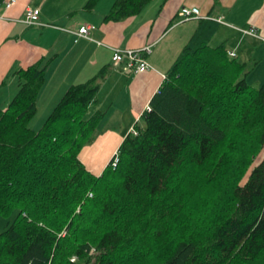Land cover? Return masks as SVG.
Returning <instances> with one entry per match:
<instances>
[{
    "label": "trees",
    "instance_id": "1",
    "mask_svg": "<svg viewBox=\"0 0 264 264\" xmlns=\"http://www.w3.org/2000/svg\"><path fill=\"white\" fill-rule=\"evenodd\" d=\"M101 0H88L92 11ZM152 0H115L104 16L140 14ZM168 0H162L166 3ZM197 30L167 71L112 162L93 173L80 158L106 111L109 66L71 83L43 126H30L54 57L17 68L0 105V264H264V82ZM5 81V80H4Z\"/></svg>",
    "mask_w": 264,
    "mask_h": 264
},
{
    "label": "crops",
    "instance_id": "2",
    "mask_svg": "<svg viewBox=\"0 0 264 264\" xmlns=\"http://www.w3.org/2000/svg\"><path fill=\"white\" fill-rule=\"evenodd\" d=\"M114 1L101 0L94 10L96 15L91 17L73 16L76 10L64 7L60 0H17L8 10L0 7L1 106L7 105L19 88L18 79L12 77L10 84L12 78L7 74L42 56L54 59L47 67L37 103L47 101L52 109L71 83L90 79L100 68L109 66L108 78L113 79L115 90L105 103L99 98L95 103L107 112V121L104 128L98 126L96 140L80 153L82 162L95 174L108 166L124 137L137 120L142 121L151 97L204 17L185 20L179 15L181 7L199 6L202 15L217 18L220 26L210 46L224 44L229 53L233 51L234 57L245 62L251 84L264 82V0H168L163 5L162 0H152L140 14L105 21ZM27 6L41 9L40 19L45 23L25 22ZM83 23L96 24L88 36L73 32ZM253 27L257 34L247 32ZM149 44L147 57L152 67L146 72L129 75L114 66L113 47L141 48ZM114 118L117 123L112 125L109 121Z\"/></svg>",
    "mask_w": 264,
    "mask_h": 264
},
{
    "label": "built area",
    "instance_id": "3",
    "mask_svg": "<svg viewBox=\"0 0 264 264\" xmlns=\"http://www.w3.org/2000/svg\"><path fill=\"white\" fill-rule=\"evenodd\" d=\"M17 0H0V7H4L7 10L12 8L13 5L16 3ZM40 13L41 9L37 7L27 6L24 14V21L34 24H40L45 23L40 19ZM179 15L182 16L183 19L188 18H199L200 16H204L201 14L199 6H191V5H185L181 7L179 11ZM207 18V17H206ZM96 27V24H86L83 23L80 25V27L76 30H73L74 33L77 35H84L88 36L90 34V30H93V28ZM250 34H257L256 29L253 27L249 31ZM264 38V37H263ZM151 51V45H147L144 47H134V48H127V47H113V54H112V62L115 67L119 68L120 70L128 73L129 75L135 74V73H143L146 72L149 68L152 67V64L148 60L147 54ZM233 56L236 54L232 51L230 52ZM150 105H148L144 112L149 110ZM133 133H137L136 128H132ZM113 165H118L120 162V155L119 151L116 150L112 156L111 161Z\"/></svg>",
    "mask_w": 264,
    "mask_h": 264
},
{
    "label": "rangeland",
    "instance_id": "4",
    "mask_svg": "<svg viewBox=\"0 0 264 264\" xmlns=\"http://www.w3.org/2000/svg\"><path fill=\"white\" fill-rule=\"evenodd\" d=\"M60 1H61L62 5L64 7L68 6V7H72L73 9L76 10V12H73V14H72L75 17L76 16L79 17V15L86 16V17H89V16L91 17V16H93V14L96 15V12L94 11L96 7L94 9H92V11L86 10V8H84V7L81 8L82 3L87 2L88 0L87 1L86 0H60ZM13 72H14V70L10 71L7 74L8 77L10 76L11 78L12 77H16L17 78V75L16 74L14 75ZM108 77H110V76L108 75ZM13 81H14V78L9 79L10 84H12ZM256 85H260V84H256ZM115 86L116 85L114 84L113 79L107 78L103 82V84L101 86L102 88H101V90H100V92L98 94V98L100 99V102L105 103L106 100H109V95H111L114 92ZM9 87H8V89H9ZM3 104H4V102H3ZM99 106H100V104H96V105L95 104H92V106H90V108L86 112V115L87 116L88 115H91L96 110V108L99 107ZM52 110H53L52 107H49L47 105V101H43L42 103H39V105H38V112L32 118L31 123H30V126L36 128L37 130L40 129L43 126V124H44L45 120L47 119L48 115H51L50 113L52 112ZM104 117L101 119V121L99 123V127L100 128H102V127L104 128L105 123L107 121V118L104 119ZM109 123L112 124V125H115V123H117L116 122V118H114L113 120H110ZM136 124L137 125H135V126L137 127V126H139V125L142 124V121L141 120L140 121L137 120ZM98 132H97V136H98ZM97 136H96V138H97ZM262 157H264V151H262L260 154H258V157L256 158L257 160L254 162V165L258 164V162L260 160H262L261 159ZM16 214H17V212L14 211V213H12L11 215H8V216H0V232H2L7 227L8 223L12 219L15 218ZM81 264H83L82 261H81Z\"/></svg>",
    "mask_w": 264,
    "mask_h": 264
}]
</instances>
